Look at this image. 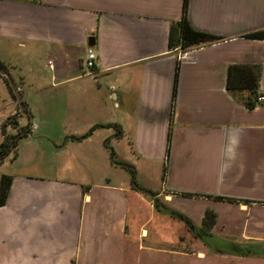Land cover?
I'll return each instance as SVG.
<instances>
[{"label":"crops","instance_id":"crops-1","mask_svg":"<svg viewBox=\"0 0 264 264\" xmlns=\"http://www.w3.org/2000/svg\"><path fill=\"white\" fill-rule=\"evenodd\" d=\"M183 4L0 0L25 112L0 76V145L26 128L0 161V264H264V0H188L190 27L218 40L186 50L169 44ZM232 66L254 70L256 97L227 90Z\"/></svg>","mask_w":264,"mask_h":264},{"label":"trees","instance_id":"trees-1","mask_svg":"<svg viewBox=\"0 0 264 264\" xmlns=\"http://www.w3.org/2000/svg\"><path fill=\"white\" fill-rule=\"evenodd\" d=\"M187 7H188V0H184L183 4V15L181 21L174 25L171 28L170 32V46L172 45H179L182 50H186L192 47L204 45L207 43H212L216 40H218L216 37L207 35L201 32H198L194 29H192L187 21ZM175 32L178 33L177 39L173 38ZM246 38L250 39H262L263 38V33H254V34H249L246 36ZM1 67V65H0ZM177 78H178V72L176 71L175 74V80H174V90L176 89V84H177ZM258 82V76L255 74L254 70L251 67L248 66H232L229 68L228 71V76H227V90L231 92L232 94H235L240 91L248 90L249 94L253 97H256V92H257V85ZM13 94V93H12ZM13 125L11 122V119L6 122V124L3 126V133L5 134V127L7 125ZM17 135H5V140L4 142L0 145V161L5 158L7 155H9L13 149L16 147L17 144V139H20L22 136L26 134L25 129L19 130ZM169 139H168V145H167V153H166V162L169 159ZM112 156H114L113 153H111ZM128 168V167H127ZM132 180L135 179L134 173L132 171ZM166 172L167 169L165 168L164 170V179L166 177ZM10 184H11V177L9 176H2L0 178V207L3 206L6 202L8 192L10 189ZM135 189L145 195L149 196H154L150 191L136 185ZM155 207L160 210V212H163L165 214H168L169 216L176 218L182 222H184L188 228L192 231L195 230L191 222L182 214L177 213L175 211L166 209L164 207H161V205H155ZM216 220V215L213 211L207 210L204 213L203 221H202V228L198 232L200 234H204L208 230H210ZM206 235H204L205 239ZM236 254L245 256L251 254L250 251H245L242 250L239 247H236L235 252ZM264 255V253L262 254Z\"/></svg>","mask_w":264,"mask_h":264},{"label":"built area","instance_id":"built-area-1","mask_svg":"<svg viewBox=\"0 0 264 264\" xmlns=\"http://www.w3.org/2000/svg\"><path fill=\"white\" fill-rule=\"evenodd\" d=\"M190 52H185L180 57L181 61H188ZM97 63V56L92 48H88L86 52V59L84 61V68L87 72L92 71ZM256 105H264V94L259 95L255 100Z\"/></svg>","mask_w":264,"mask_h":264},{"label":"water","instance_id":"water-1","mask_svg":"<svg viewBox=\"0 0 264 264\" xmlns=\"http://www.w3.org/2000/svg\"><path fill=\"white\" fill-rule=\"evenodd\" d=\"M93 43H94V39L93 38H90L89 39V46H92ZM0 76L4 77L7 80V83H8V85H9V87H10V89H11V91H12V93H13V95H14L17 103H18V105H19V108L21 110V113L22 114H25V112L23 110V104H22L21 95H20V93L18 91V88L14 84V82L11 79L10 75L8 74V72L5 69L1 68V67H0ZM154 203H158V199H156L154 201Z\"/></svg>","mask_w":264,"mask_h":264},{"label":"rangeland","instance_id":"rangeland-1","mask_svg":"<svg viewBox=\"0 0 264 264\" xmlns=\"http://www.w3.org/2000/svg\"><path fill=\"white\" fill-rule=\"evenodd\" d=\"M32 126H33V127H36L35 125H32ZM33 127H32V128H33ZM23 129L26 130V128H23ZM27 131H28V129H27ZM17 134H18V133H17ZM17 142H18V139H17ZM174 231H175L174 228H173L172 226L168 225L165 236H166L167 238H170L171 235H172V233H173Z\"/></svg>","mask_w":264,"mask_h":264}]
</instances>
